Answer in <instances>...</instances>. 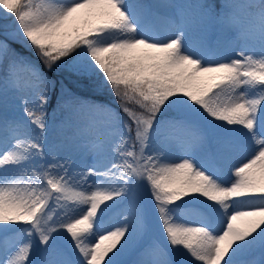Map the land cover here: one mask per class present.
Wrapping results in <instances>:
<instances>
[{
    "label": "snow or ice",
    "instance_id": "1",
    "mask_svg": "<svg viewBox=\"0 0 264 264\" xmlns=\"http://www.w3.org/2000/svg\"><path fill=\"white\" fill-rule=\"evenodd\" d=\"M0 20L47 73L67 69L116 104L59 82L63 143L96 153L82 169L46 143L58 81L13 56L0 77V264H264V0H0Z\"/></svg>",
    "mask_w": 264,
    "mask_h": 264
},
{
    "label": "rangeland",
    "instance_id": "2",
    "mask_svg": "<svg viewBox=\"0 0 264 264\" xmlns=\"http://www.w3.org/2000/svg\"><path fill=\"white\" fill-rule=\"evenodd\" d=\"M216 1H218L219 4L222 2V0H213L214 3H216ZM146 2L147 3H185V2L197 3L198 0H146ZM161 11L164 12L166 10H161ZM15 31H16V25H15L14 21H12V20H0V42H5L8 44L9 50H8L7 55L10 58V60L7 62V64H4V61L6 58L2 62H0V77L3 76L4 71L7 68V65L11 62L13 56L16 54L23 56V57H26V58H28V59H30L36 63V60H34L31 56H29L27 54H23L22 51H20V50H15L14 52H12L13 56L9 54V52L11 51V48H13L11 42L12 41L20 42V40L18 38L13 39V33ZM209 41H210V43L214 42L215 41V35H210ZM4 67H5V70H3ZM40 69H41V71H43V69L41 67H40ZM46 74L48 75L50 73H46ZM18 75H19V80L21 83H24L28 78L27 73L24 71H20ZM63 84L68 89V92L74 96L81 97L84 100L94 99L92 97L89 98L87 96L78 95L74 90L72 91L68 87L67 84H65V83H63ZM60 95H61L60 87H59V83H57V87H56V90H55V93L53 96L54 102H53L51 108L49 109V119H48L49 130L46 133V143L62 145L60 147L59 151L55 152L53 154L57 155L58 157L74 159V160H76V162L80 165V167L82 169L86 170L88 167H90L95 162L96 153L90 150V151L85 152L83 155H81L80 151L78 149H74L70 144H64L63 143L64 136L70 135L68 128L65 125V121L67 120L68 115L71 112V107L69 105H66L63 109H61L57 106L56 98ZM18 96H19V93L14 94L13 90H9L8 95H7V108H8V114L9 115H12L13 113L19 112V110H20V106H19V102H18ZM65 98L68 99L69 97L66 96ZM100 101L103 102L104 100H100ZM112 106L116 107L115 98L112 99ZM117 111H119L118 108H117ZM101 118H102V116L97 115V119H101ZM192 143H193V141L191 138H185V141H184L185 147L191 145ZM173 151L175 152V154L177 156H180L183 154L182 147L180 145H176L174 147ZM119 211H120V209H116L111 214L109 219H112ZM11 235H12L11 233L8 234L9 237ZM5 242H6L5 237L0 236V244H3ZM261 258H262V253L260 252V250H257L255 253H253L252 256L247 257V259H256V260H260ZM124 259L130 260V259H132V257H125Z\"/></svg>",
    "mask_w": 264,
    "mask_h": 264
},
{
    "label": "trees",
    "instance_id": "3",
    "mask_svg": "<svg viewBox=\"0 0 264 264\" xmlns=\"http://www.w3.org/2000/svg\"><path fill=\"white\" fill-rule=\"evenodd\" d=\"M13 48H11V51L9 52L10 55L13 56L12 52H14L15 50H20L22 51L23 54H27L29 56H31L34 60H36V63L43 69L44 72L47 73V70L44 69L43 64L40 63V61L35 57V55L25 46H23L22 42H18V41H12L11 42ZM10 60L9 56L7 55L4 64H7V62ZM51 76V78L53 80H56L62 83H65L68 85V87L73 91H75L78 95H83V96H87V97H92L94 99H98V100H111L114 99V97L109 96L108 94H105L104 96L100 97L97 96L96 93H94L88 86L86 83L84 82H77L75 77L71 76L68 74V71L66 69H63L59 72L56 73H50L48 74ZM89 94V95H88ZM54 102V99H53ZM52 102V104H53Z\"/></svg>",
    "mask_w": 264,
    "mask_h": 264
}]
</instances>
